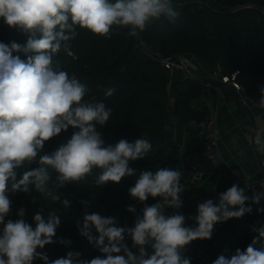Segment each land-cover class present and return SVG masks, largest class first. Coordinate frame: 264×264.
I'll list each match as a JSON object with an SVG mask.
<instances>
[{"label": "clouds", "instance_id": "obj_1", "mask_svg": "<svg viewBox=\"0 0 264 264\" xmlns=\"http://www.w3.org/2000/svg\"><path fill=\"white\" fill-rule=\"evenodd\" d=\"M178 16L172 0H0L4 23L28 34L25 45L0 42V264H33L36 259L43 264H191L183 255L185 246L197 239H211L215 224L251 212L245 206L250 199L259 203L264 193L250 198L233 184L219 195L218 203L211 199L200 203L193 218L195 226H186L183 214H165L166 208L182 207L181 170L142 171L128 189L130 197L144 204L134 226H118L114 217L99 212L85 213L82 225L78 223L80 235L102 254L91 260L81 259L77 251L49 260L40 251L55 242L61 224L55 210L46 216L43 210L36 212L34 227L24 219L23 207L17 219L6 220L12 211L9 185L13 193H28L32 185L58 202L60 195L49 187V169L57 173V188L85 179L93 169L100 170L96 185L118 184L135 174L130 162L142 160L152 148L144 138L120 139L105 146L96 125L108 121L111 109L102 102L85 101L86 84L54 64L62 42L75 38L77 26L106 37L114 26L127 28L128 35L136 36L161 17L174 22ZM65 51L74 55L67 46ZM14 52L30 55L24 60ZM259 90V103L264 107V87ZM114 91L109 89L105 95ZM69 126L78 131L51 154L39 155L45 142ZM38 155V167L18 174L25 164L36 162ZM149 197L159 200L149 206L145 203ZM62 205L68 208L70 201L63 199ZM127 211L135 213L136 209L129 206ZM253 231L256 235L245 249H236L230 257L220 255L213 264H264V224ZM125 236L131 238L136 252L124 242Z\"/></svg>", "mask_w": 264, "mask_h": 264}, {"label": "trees", "instance_id": "obj_2", "mask_svg": "<svg viewBox=\"0 0 264 264\" xmlns=\"http://www.w3.org/2000/svg\"><path fill=\"white\" fill-rule=\"evenodd\" d=\"M210 1L185 2L176 8L179 16L174 22L161 17L139 34H143L149 45L164 56L193 54L213 67L222 64L223 74L232 75L239 71L236 79L246 92L260 99L259 89L264 87V0ZM76 33L74 39L62 42L53 61L59 70L66 71L69 76L75 75L86 84L89 91L85 101L102 102L107 109H111L108 121L104 125H96L105 146L114 145L120 139L134 142L144 138L152 148L142 160L130 162L129 166L135 174L122 178L118 184L96 185L94 179L100 170L93 169L85 179L57 188V173L49 169V187L60 195L61 201L58 202L44 197L32 185L28 193H13L9 185L7 194L12 201V211L6 220L17 219L20 207L25 209L24 219L33 227L32 217L36 212L43 210L46 216L55 210L60 216L61 224L56 230L55 242L40 250L48 255L49 260L64 257L69 251L80 252L83 260L102 255L79 233L77 225H82L85 213L99 212L106 217H114L118 226H134L137 216L142 215L144 204L130 197L128 189L134 186L142 171L155 173L159 168L172 169L181 160L180 146L172 130L173 119L191 122L206 116L194 106V101L205 92L202 81L192 76L171 79L162 62L150 58L138 45L139 34L130 36L127 28L115 26L107 37L79 26ZM27 39L28 34L9 27L0 18V42L25 45ZM66 46L73 56L67 54ZM13 55L26 60L30 54L14 52ZM109 89L115 91L106 96L105 92ZM75 131L78 129L69 126L66 131L45 142L39 155L51 154ZM196 134L202 145L197 152L203 154L205 141L198 131ZM39 155L36 162L18 169V174L38 167ZM203 162L205 168L211 166L205 159ZM182 183L183 178L180 185ZM63 199L70 201L68 208L63 207ZM158 200L149 197L145 203L150 206ZM181 200L184 213L191 214L192 205H195L185 201L182 194ZM129 206L135 207V213L127 211ZM177 213L174 208L165 209L166 215ZM260 224H264V202L251 207V212L238 218L222 243L219 256L230 257L236 249H245L256 235L253 228ZM185 225L194 226L191 219L185 220ZM93 234L96 235L95 232ZM61 239L71 243L62 244L59 242ZM124 242L133 252L137 251L132 247L130 237L125 236ZM33 264H43V261L36 259Z\"/></svg>", "mask_w": 264, "mask_h": 264}, {"label": "crops", "instance_id": "obj_3", "mask_svg": "<svg viewBox=\"0 0 264 264\" xmlns=\"http://www.w3.org/2000/svg\"><path fill=\"white\" fill-rule=\"evenodd\" d=\"M188 1L207 2L208 0H172V3L177 8ZM190 57L189 73L205 85L204 94L195 101L194 106L206 114L215 115L221 134L222 162L218 166L206 168L202 178L188 182L183 198L186 201L192 194L207 193L214 203H218L219 195L233 184L242 188L241 178H249L264 185V150L259 147V143L264 142V109L244 104L229 82L221 79L212 80L213 66L199 56ZM169 76L171 79H182L189 75L184 70H169ZM173 127L175 140L180 149L190 154L197 153L202 145L191 122L173 119ZM245 206L253 207L247 203ZM192 207V213L189 215L184 213L183 208L177 212L183 214L185 220L191 219L195 226L193 218L197 215V206L192 205ZM237 220L238 218H232L214 225L211 238L217 241V245L213 248L211 259L206 264H213V261L219 257L221 245ZM148 251L151 252V249Z\"/></svg>", "mask_w": 264, "mask_h": 264}, {"label": "built area", "instance_id": "obj_4", "mask_svg": "<svg viewBox=\"0 0 264 264\" xmlns=\"http://www.w3.org/2000/svg\"><path fill=\"white\" fill-rule=\"evenodd\" d=\"M138 45L150 58L158 59L162 62L167 70H184L188 71L191 65V55L193 54H179L175 57L164 56L158 50H155L149 45L143 34L138 36ZM223 66L218 63L213 67L212 80L221 79L224 82H229L232 87L238 92L239 98L246 105H254L260 109L264 107L260 106V99L255 95L249 94L245 91L242 84L236 79L239 71L234 72L232 75L223 74ZM200 98V97H199ZM198 99V98H197ZM196 99V100H197ZM195 100V101H196ZM194 101V103H195ZM193 128L198 131V134L205 141V150L203 154L195 153L190 154L186 150L180 149L181 160L172 166V169H179L182 172L181 178L184 183L181 186V194L184 195L186 190V184L196 179H200L205 175L206 168L204 167L203 159L208 161L211 166H218L222 162V154L220 149V130L218 128L217 119L215 115L206 114V116L200 120L191 121ZM172 130L175 132V128ZM259 147L264 150V142L259 143ZM264 170V159H263ZM240 183L245 190V194L250 198L256 193H264V185L260 184L249 178H241ZM210 199V195L205 194H192L188 197L190 203L198 206L200 203ZM264 202V195L261 196L259 203H253L251 199L246 203L251 206H257ZM182 208V207H181ZM175 209V210H180ZM217 245V241L211 239H197L192 241L189 245L185 246L183 255L190 258L191 264H206L210 261L212 256V250Z\"/></svg>", "mask_w": 264, "mask_h": 264}, {"label": "water", "instance_id": "obj_5", "mask_svg": "<svg viewBox=\"0 0 264 264\" xmlns=\"http://www.w3.org/2000/svg\"><path fill=\"white\" fill-rule=\"evenodd\" d=\"M187 74L189 75V77L191 76V74L189 73V71H187ZM253 137L255 138V132L253 133ZM253 144H254V146H256V143L255 142Z\"/></svg>", "mask_w": 264, "mask_h": 264}, {"label": "rangeland", "instance_id": "obj_6", "mask_svg": "<svg viewBox=\"0 0 264 264\" xmlns=\"http://www.w3.org/2000/svg\"><path fill=\"white\" fill-rule=\"evenodd\" d=\"M207 2H211L210 0H208Z\"/></svg>", "mask_w": 264, "mask_h": 264}]
</instances>
